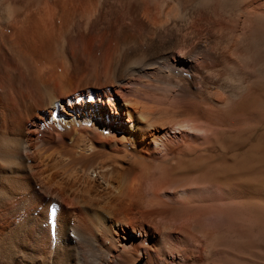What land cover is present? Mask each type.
Listing matches in <instances>:
<instances>
[{"label": "bare ground", "instance_id": "obj_1", "mask_svg": "<svg viewBox=\"0 0 264 264\" xmlns=\"http://www.w3.org/2000/svg\"><path fill=\"white\" fill-rule=\"evenodd\" d=\"M258 239L264 0H0V264H264Z\"/></svg>", "mask_w": 264, "mask_h": 264}, {"label": "rangeland", "instance_id": "obj_2", "mask_svg": "<svg viewBox=\"0 0 264 264\" xmlns=\"http://www.w3.org/2000/svg\"><path fill=\"white\" fill-rule=\"evenodd\" d=\"M260 240V241H259ZM255 242V246L257 247V251L259 253V251L261 250L260 253L264 254V240L262 239H258ZM261 248V249H260Z\"/></svg>", "mask_w": 264, "mask_h": 264}]
</instances>
